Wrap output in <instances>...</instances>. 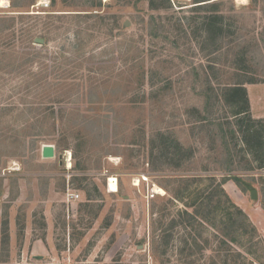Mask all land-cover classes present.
<instances>
[{
	"label": "rangeland",
	"instance_id": "1",
	"mask_svg": "<svg viewBox=\"0 0 264 264\" xmlns=\"http://www.w3.org/2000/svg\"><path fill=\"white\" fill-rule=\"evenodd\" d=\"M209 1L0 0V264H264V0Z\"/></svg>",
	"mask_w": 264,
	"mask_h": 264
},
{
	"label": "trees",
	"instance_id": "2",
	"mask_svg": "<svg viewBox=\"0 0 264 264\" xmlns=\"http://www.w3.org/2000/svg\"><path fill=\"white\" fill-rule=\"evenodd\" d=\"M167 2H170V0H166ZM204 3V4H203ZM195 6L194 8L196 10L209 12V17H207L209 28L208 30H211L213 33V27L215 24H220L222 21V15L218 13V8L220 6L219 3L216 2H210L209 0H195ZM213 12H216V15L213 14ZM152 23L155 24V17H152ZM217 35H222V28H217L216 30ZM153 35L155 32L153 31ZM225 100L229 104L232 110V116L234 117V120L236 121V126L238 128V131L242 135V142L245 144L249 150L252 152L253 156H255V160L259 163L261 167L264 166V124L261 120L253 119L251 115V109H250V102H249V96L247 89L244 85V83H237L233 86L227 87L225 89ZM253 143V144H252ZM238 180V179H236ZM202 179L198 178H192L190 182H201ZM224 183H220L218 187H222ZM223 192V191H222ZM184 194H191L189 190L185 191ZM194 193H192L193 195ZM177 200H182L183 197H174ZM226 198L229 200V198L226 196ZM196 214H199L198 212ZM244 221H247V218L245 215H243Z\"/></svg>",
	"mask_w": 264,
	"mask_h": 264
},
{
	"label": "water",
	"instance_id": "3",
	"mask_svg": "<svg viewBox=\"0 0 264 264\" xmlns=\"http://www.w3.org/2000/svg\"><path fill=\"white\" fill-rule=\"evenodd\" d=\"M37 43L42 44L43 40H38ZM43 157L45 159H52L55 157V147L53 145H45L43 147ZM257 195H256V191H252V198L256 199Z\"/></svg>",
	"mask_w": 264,
	"mask_h": 264
},
{
	"label": "built area",
	"instance_id": "4",
	"mask_svg": "<svg viewBox=\"0 0 264 264\" xmlns=\"http://www.w3.org/2000/svg\"><path fill=\"white\" fill-rule=\"evenodd\" d=\"M113 178H115L116 180H117V182H118V179L116 178V177H109V179H108V187L110 186V180H112ZM141 182V181H140ZM139 182V183H140ZM119 184V183H118ZM160 191H157L156 190V186H155V189L154 188H152V190H151V193H150V198L151 199H154V198H156L157 196H160V197H162V196H165L166 195V192L163 190V189H159ZM75 198H79L80 197V195H75L74 196Z\"/></svg>",
	"mask_w": 264,
	"mask_h": 264
},
{
	"label": "bare ground",
	"instance_id": "5",
	"mask_svg": "<svg viewBox=\"0 0 264 264\" xmlns=\"http://www.w3.org/2000/svg\"><path fill=\"white\" fill-rule=\"evenodd\" d=\"M243 1H245V0H243ZM69 166H70V164H69ZM159 189H160L159 187H156L157 191H160ZM109 191L112 193L118 192V182L115 178L110 180Z\"/></svg>",
	"mask_w": 264,
	"mask_h": 264
}]
</instances>
